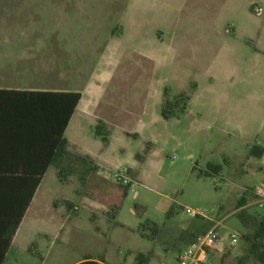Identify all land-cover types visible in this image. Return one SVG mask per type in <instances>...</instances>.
I'll list each match as a JSON object with an SVG mask.
<instances>
[{
    "label": "rangeland",
    "instance_id": "rangeland-1",
    "mask_svg": "<svg viewBox=\"0 0 264 264\" xmlns=\"http://www.w3.org/2000/svg\"><path fill=\"white\" fill-rule=\"evenodd\" d=\"M128 1L0 0V66L6 57L19 60L22 65L3 64L26 68L27 77L44 82L38 88L54 80L76 89L96 85L100 109L129 133L120 143L123 167L148 157L137 178L128 176L135 188L125 189V205L109 225L107 257H100L105 264H123L130 250H159L167 235H180L200 218L197 213L221 222V235L236 232L251 211L238 208V196L256 185L255 171L264 165L256 156L264 148V55L250 54L244 44L247 6H230L233 0H139L126 12L135 17L136 31L113 38V46L122 41V48L111 49L109 36L122 31ZM179 95L189 97L185 112L163 121V103ZM194 150L202 154L191 165L187 155ZM207 157L218 173L199 176L207 172ZM193 164L198 168L191 173ZM147 220L159 226L153 243L137 233L140 226L151 235ZM255 239L262 237L238 240L229 252L242 257L225 264H262L249 253ZM184 246L171 250L170 264H177Z\"/></svg>",
    "mask_w": 264,
    "mask_h": 264
},
{
    "label": "crops",
    "instance_id": "crops-1",
    "mask_svg": "<svg viewBox=\"0 0 264 264\" xmlns=\"http://www.w3.org/2000/svg\"><path fill=\"white\" fill-rule=\"evenodd\" d=\"M138 1L129 0L124 6L123 14L120 16L123 21L122 31L117 37L109 36L111 49L114 46L117 50L119 47L122 48V41L115 40L113 46V38L121 39L123 36L125 38L126 35L131 36L136 31L135 17L127 15L126 12ZM144 1L148 2V0ZM233 1L230 6L240 4L247 6L246 24L241 27V31L243 28L244 44L249 53L264 55V0ZM253 6L260 8L261 12L253 10ZM231 30L233 35L236 34L234 27ZM13 61L15 59L6 57L0 66V73H3L0 76V202L9 196L12 181L31 185L38 178L39 183L12 237H10L9 218L5 217L7 215L4 210L5 205L0 206V247L4 246L6 238L8 241L6 261L3 264H80L84 261L105 264L100 257H107L105 238L110 230L109 225L111 226L117 220L127 200L126 187L111 180L110 172L124 170L127 177L137 178L138 171L147 163L148 157L142 161L133 160L130 167H123L125 162L119 154L124 149L120 143L124 137L129 136V133L106 113L107 109H100L101 97L96 94V85L87 83L82 86L83 89H76L75 85L60 84L54 80L52 84L50 83L51 87L38 88L45 86L44 82L36 83L32 78L27 77L28 70L23 66L14 65L13 69L5 68L4 62L8 64ZM17 62L22 65L19 60L14 64ZM27 92H79L81 94L64 130L63 138L66 143L61 149L57 138L53 145V136L46 129L45 118L48 112L35 111L33 118L27 115L25 105L27 97L21 94ZM98 124L104 128L101 136L94 135L93 130ZM248 153L253 154L252 150ZM201 154L195 150L190 151L187 155L189 163L192 165L196 156L200 157ZM256 156L264 161L263 147ZM209 159L210 157H207L204 161L207 172L217 174L218 171L207 169L217 166ZM137 168L138 171H136ZM197 168V164H193L190 172ZM65 172L68 173L67 176ZM255 172L253 178L256 185L249 192L245 190V195L238 196V208L251 211L242 216L236 232L221 235L220 230L224 228L221 222L215 217H200L190 224L188 229L182 230L180 235H167L168 242L151 254L148 251L133 252L129 249V255L122 260V263L135 264V257L141 254L147 257V264L154 259H159L160 264H170L167 258H171L169 255H172L171 250L176 244L183 242L185 244L183 249H185L198 234L216 229L222 244L218 248L208 250L205 264H225L234 258H241L239 251L234 253L233 250L232 252L229 250L234 249L233 245L239 241L246 243L245 240L254 239V237H262V240L261 242L257 239L253 240L249 253L254 258H260L261 263L264 264V210L256 208L254 196L255 188L264 186V165ZM245 178L248 179L247 176L243 177ZM68 184L76 186L64 191V187ZM115 185L119 188H115ZM146 222V225L152 227L151 235L148 236L142 232L140 226L137 227V233L141 240L153 243L159 226L149 220ZM65 228L64 234L60 235L59 231ZM231 234L237 236L235 244L230 243L228 236ZM57 239H61V245L54 250L51 257ZM92 239H94L93 242ZM86 249L92 250V253L86 252ZM183 249L176 253V259ZM243 249H245L244 246ZM160 252L165 254V259H161ZM10 256L13 258H9Z\"/></svg>",
    "mask_w": 264,
    "mask_h": 264
},
{
    "label": "trees",
    "instance_id": "trees-1",
    "mask_svg": "<svg viewBox=\"0 0 264 264\" xmlns=\"http://www.w3.org/2000/svg\"><path fill=\"white\" fill-rule=\"evenodd\" d=\"M26 95L27 101L25 103L27 108V115L29 118H33V114L36 111H46L48 116L46 120V129L49 134L53 136V145H55V138H57L59 143V148L66 143L63 138V133L68 125L73 112L80 100L81 94L79 92H27L21 93ZM189 97L186 95H179L172 102L165 101L161 109V117L163 120H168L177 115L184 113L186 110V104ZM103 127L98 124L94 128V135L101 136L103 133ZM105 141V138L102 137ZM211 171H218L219 166L214 168H207ZM212 175L209 172H200L199 176H209ZM33 183H14L12 181L10 194L6 196L4 201L1 200L0 206H4L5 213L7 214L6 219L9 218V225L11 227L10 237L13 236L22 216L27 208L33 193L38 186V178ZM15 186V187H14ZM262 226V224L260 225ZM4 246L0 247V264L6 261L5 255L8 249L7 238L4 240ZM80 264H95L92 261H84ZM135 264H147V257L138 254L135 257Z\"/></svg>",
    "mask_w": 264,
    "mask_h": 264
},
{
    "label": "built area",
    "instance_id": "built-area-1",
    "mask_svg": "<svg viewBox=\"0 0 264 264\" xmlns=\"http://www.w3.org/2000/svg\"><path fill=\"white\" fill-rule=\"evenodd\" d=\"M253 10L260 13L261 9L253 6ZM112 180L123 187L131 190L135 187L133 182L126 176L124 170H117L112 175ZM255 206L264 210V186H259L254 190ZM187 214L192 211L186 209ZM197 216L204 218V213H197ZM230 243L237 242V236L231 234L228 236ZM222 244V239L216 232V229H210L206 232L198 234L177 256V264H205L207 261L208 250L218 248Z\"/></svg>",
    "mask_w": 264,
    "mask_h": 264
}]
</instances>
